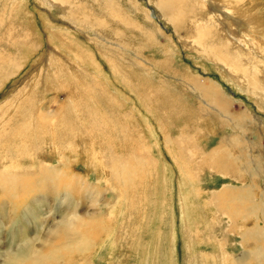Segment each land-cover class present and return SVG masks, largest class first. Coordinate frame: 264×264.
<instances>
[{"label": "rangeland", "instance_id": "obj_1", "mask_svg": "<svg viewBox=\"0 0 264 264\" xmlns=\"http://www.w3.org/2000/svg\"><path fill=\"white\" fill-rule=\"evenodd\" d=\"M69 1L85 11L80 15L91 19L90 26L106 32L108 46L100 49L110 48L119 77L114 78L107 66L110 57L95 55L111 83L108 88L98 92L93 87L96 83L91 81L101 79L93 65L85 66V72L73 65L71 73L80 72L92 80L57 79L40 104L21 95L15 110L6 112L5 120L11 122L9 126L8 121L0 122V179L9 173L18 179L10 186L12 195L0 189V264H14L20 258L25 260L22 264H32L29 261L36 254L66 245L64 237L60 241L49 232L74 214L82 217L73 226L75 234L91 245L84 252L59 248L61 260L50 264H264V18L257 14L264 17V0H109L106 19L102 16L106 4L100 0ZM213 2L218 7H235L227 20L229 31L236 30L244 49L238 72L256 73L255 83H247L238 72L229 73L225 61L205 60L203 51H193L194 43L203 48L201 40L192 39L189 24L193 20H202L201 29L210 37L214 32L222 34L216 21L211 28L203 21L213 15ZM133 10L140 13L131 14ZM63 11L67 9L59 5L42 6L40 0H0L1 109L8 95L15 96L26 82L40 83L44 73L33 76L45 66L60 72V66L49 65L46 59V38L52 29L82 38L81 45L78 37L80 48L93 45L89 39H94V31H87V24L71 25L62 19ZM169 18L174 22L178 18L177 24ZM231 18L241 26L234 27ZM25 29L34 31L33 35L26 37ZM256 29L259 33L250 37ZM215 40L223 41L221 36ZM228 42L234 44L229 36ZM34 43L38 50L32 55ZM89 51L94 54L98 49ZM214 54L226 57L221 47ZM137 58L163 70L147 74L130 63L136 64ZM250 59L260 68L248 65ZM12 60H21L20 71L11 65L2 69ZM133 72L139 73L135 80L130 76ZM187 76L200 78L212 87L211 93L228 98L234 103L231 112L242 121L223 122L211 108L205 113L203 97L201 101L192 96L177 81L188 80ZM147 89L152 104L145 106L136 92ZM29 108L38 114L32 111V116ZM198 113L203 114L200 119ZM187 116L192 122H184ZM188 134L193 136L191 141ZM7 142L11 143L4 146ZM64 166L69 173L64 186L56 187L58 181L41 174L42 167L44 171ZM70 178L71 199L64 195ZM44 186L48 189L30 193ZM250 226L257 230L250 232ZM244 236L254 240L244 242ZM253 252L260 254L258 262L253 261Z\"/></svg>", "mask_w": 264, "mask_h": 264}, {"label": "bare ground", "instance_id": "obj_2", "mask_svg": "<svg viewBox=\"0 0 264 264\" xmlns=\"http://www.w3.org/2000/svg\"><path fill=\"white\" fill-rule=\"evenodd\" d=\"M42 1V6H47L48 8H54L56 7L57 5L61 6V7H64L67 9V11H63L62 14L64 15L62 17V19H64L65 21H67L68 23H70L71 25H74L76 26L77 24L79 23H83V24H87L86 26H88V29L87 31H94V39H89V41L93 44H88V45H84L85 47L84 48H80L78 46V44H80L81 42V45L84 43L83 39L82 41H78V37L76 39L75 36H71L69 35V33L63 31V30H58V29H52L51 31V34L49 36V38H46L47 39V47H46V56H47V61L49 62V65H58L61 67V70L60 72H57V71H53L55 70V68H50V66H45L44 69L39 72V73H36L33 78H37V77H40L43 73V78H42V81L39 83L38 80L35 81V82H32L31 80H29L28 82L25 83V87L22 86V89H18L16 90L17 93L14 95H8V99L5 100V102L1 105L2 106V109L0 108V122H7L8 126H9V120H5L7 119L5 117V114L6 112L10 109V108H13V105L19 101H21V95H23V97H26V99L30 100L31 98H35V102L32 103V104H36L38 101L39 104L41 103L42 101V98L44 96V94L47 93V90L48 88H51L52 87V83L53 81L57 80V79H61V78H68V79H75L78 77H82L84 79H89V80H92L90 79L89 77H87L86 75H82L80 72H76V75H74L73 73V65H76L79 69V71L81 72H85L86 71V67L87 65L91 64L93 65L94 67V71H95V74L97 73V71L99 72V74L97 73V76L99 78H101L99 81H95V79H93V81L91 82H95L96 83V86H93L95 87L98 92L101 91V89H105L106 87L108 88L109 85L111 84L108 80H107V77L104 76V74L102 73V70L99 68L100 66L98 65V62L95 60V55L99 56L100 57H104V58H107V57H110L111 58V61H108V58H107V66L111 69L112 71V75L114 78H117L119 77V72H120V69L118 68L117 66V63L115 62V57L112 56V54L110 53V48L107 49V50H104L102 51L100 49V47H107V43H105V40L106 37H105V34L106 32H103V31H100L99 29H95L94 27L90 26L88 23H92V21H90L91 19H88L86 18V16L84 15H80V13L84 12L85 11H80V7L77 5V4H74L72 1L70 2L69 0H40ZM101 4H106V6L104 7L105 10L103 12V18L106 19V11L109 9L110 7V4L109 2H112V1H109V0H100ZM205 3H207V1L205 0L204 1ZM95 3L92 2V5H94ZM120 4V3H119ZM132 4V3H131ZM135 4H133L132 6H134ZM220 5V4H219ZM66 6V7H65ZM222 6V5H221ZM60 8V7H59ZM211 8L213 9V15L210 16L209 18L203 20L204 23L209 27L211 28L212 27V23L213 21H216L218 23V26L217 28H219L220 32H222L221 35L219 34H216L214 32V36L213 37H210L211 34L209 32H206V33H203L202 29H201V22L202 20H199V19H196V20H193L190 24H189V29L194 33V37L192 38L193 41L195 42H198L201 40L200 43L203 44V48L200 49L199 47L196 46V44L194 43L193 44V51H196L197 53L200 52V51H203L202 54L205 53L204 55V58L205 60H209L211 58V60H215L216 62H222V61H225V63L228 64V72L232 74V72H238L239 70V64L241 63V59H242V56H241V50H244L243 47L240 45L239 46V42L237 41V38L240 37V35L236 33V30H231L229 31V26H230V22L227 20L230 16H231V13L233 11H235V7L233 6H222V7H218L217 6V2H213V4L211 5ZM83 10V9H81ZM140 11L138 10H133L131 12V14H139ZM101 14V13H100ZM258 16L260 18H264L262 14H260L259 12L257 13ZM71 15V16H70ZM81 20V21H80ZM176 21L174 22L173 18H169V21L170 22H173V23H176L178 22V18L175 19ZM231 21L233 22V26L236 27V28H239L241 26V24L239 23V21H237V23H235V19L231 18ZM78 26V25H77ZM76 26V27H77ZM81 26V25H80ZM32 27V26H31ZM67 27V26H66ZM86 28V27H85ZM84 28V29H85ZM66 29H68L69 31L72 32V29L67 27ZM79 29L76 28L75 30L73 31H78ZM176 30H178V27L176 28ZM86 31V29H85ZM26 33V37L29 36V35H33L32 31L31 30H28V29H25L24 31ZM70 32V33H71ZM240 32V31H238ZM245 32V31H244ZM259 33L258 30H252L251 32V36L255 35ZM74 35L76 34L75 32L73 33ZM59 35V36H58ZM79 35V34H77ZM76 35V36H77ZM178 36V35H177ZM218 36H221L222 40L223 41H220L219 43L215 40ZM228 36H229V39L230 41H232L234 44H231L228 42ZM23 39L22 40H26L27 38L23 35ZM209 37V38H208ZM244 34H243V36ZM220 38V37H219ZM21 39V38H20ZM37 40V39H36ZM85 40V38H84ZM59 44V47L57 46ZM109 44V43H108ZM238 45V46H235ZM20 45V44H19ZM24 47H25V50L27 49L29 53V48H28V44L27 42L26 43H23ZM53 45V47L51 46ZM37 44L34 43V47L31 49V53L33 55V53H35L38 49H37ZM78 46V47H77ZM38 47H41L40 45ZM92 47H95L96 49H98L97 52H95L94 54H92L89 50L90 48ZM219 47H221V52L224 56L226 57H222V56H215L214 52L216 50L219 49ZM19 50V49H18ZM21 50V49H20ZM109 50V52H108ZM22 52V51H21ZM113 52H117V51H113ZM17 55H20V52H16ZM30 53V54H31ZM128 53V52H127ZM201 54V55H202ZM23 55V54H22ZM21 55V56H22ZM27 55V54H26ZM111 55V56H110ZM166 55V54H165ZM20 56V57H21ZM41 56H43L41 54ZM12 57V56H11ZM92 60H91V59ZM225 59V60H224ZM10 60V59H9ZM44 60V59H43ZM18 61V60H17ZM17 61L15 60H12V61H8V62H5L4 63V68H2L4 71L9 67V65L12 66V68L14 70H21L22 69V62L21 60L16 63ZM39 61V60H38ZM95 61V62H94ZM102 61V60H101ZM136 61H138L136 64L132 61L130 62L131 64L133 65H136L137 67H140L143 72L145 73H156V70H163L161 68H153L150 64L146 63L145 60H143V58H137ZM129 62V60H128ZM96 66H95V64ZM248 64V63H247ZM84 65V66H82ZM248 65H253V66H256L257 68H260L258 66V62L255 61L254 59H250V63ZM1 66V65H0ZM165 66V65H164ZM163 66V67H164ZM151 67V68H150ZM154 70V71H153ZM167 70H171L170 67L167 65ZM161 72V71H160ZM175 75V73L177 72H173ZM228 73V74H229ZM122 74V73H121ZM181 75H183L184 73L181 72L180 73ZM238 74L242 75V77L245 79V81L247 83H249V80L251 82H256L257 80V74L252 72V71H247V70H242L240 72H238ZM178 75V74H176ZM259 75V73H258ZM12 75H8L6 78H10ZM123 76V75H122ZM134 80L138 78L139 76V73L138 72H133L131 75H130ZM189 77V78H188ZM188 80H177L179 82V85H182L183 88L182 89H185L186 91H188L192 96H195L196 98L200 99L201 101H203L200 96L203 97L204 99V108H203V111L205 113L208 112V109L211 108V109H214L215 111L219 112L220 113V116L223 120V122H235V121H242V118H239L238 116H234L233 114V111L231 112L230 109H233L234 107V103H231L230 100L228 98H226L224 95H222L220 92H218L217 94H213L211 93L212 92V87L209 85V84H206L204 85L202 83V80H200V78L198 77H194L193 79L190 80V76H187ZM88 80V81H89ZM83 82H85V80H83ZM94 83V84H95ZM47 84V85H46ZM140 85V84H139ZM54 86V85H53ZM62 87V86H61ZM138 87V86H137ZM54 88V87H53ZM30 89L32 91V93H30ZM159 89V88H158ZM15 91V92H16ZM104 91V90H103ZM138 91V90H137ZM14 92V91H13ZM136 92V91H135ZM102 94V93H101ZM136 95L141 99V102H143L145 104V106L148 104V105H151L152 104V101H150V97H151V93L150 91L147 89L146 93H142L140 94L139 92L137 93L136 92ZM207 98V99H206ZM26 99L24 101H26ZM28 100L26 101L28 103ZM44 100V99H43ZM22 103V102H21ZM24 103V102H23ZM31 104V103H29ZM43 104V103H42ZM18 105V104H17ZM22 104H19V106H21ZM8 108L2 112V110L7 107ZM18 106V107H19ZM24 106V104H23ZM37 106V105H35ZM39 106V105H38ZM15 107H16V104H15ZM22 107V106H21ZM34 107V105H33ZM24 108V107H23ZM41 106H40V110H41ZM14 109V108H13ZM18 109V108H17ZM22 109V108H20ZM32 109V108H31ZM29 108V110H31ZM36 109V108H35ZM39 109V108H37ZM154 110V108H152ZM15 110V109H14ZM29 110H26V112H28ZM44 110V109H43ZM36 112L35 110H31L29 112ZM19 112V110H18ZM17 112V113H18ZM22 112H23V109H22ZM28 112V113H29ZM32 112V116H33V113ZM43 112V111H42ZM48 113V112H47ZM50 113V111H49ZM48 113V115H49ZM151 113H153L151 111ZM16 114V113H15ZM22 115H24L25 113H21ZM20 114L21 118H22V115ZM51 114V113H50ZM154 114V113H153ZM201 114V116L203 115L202 113H198L197 114V118H199V115ZM29 115H31L29 113ZM18 116V114H17ZM25 116V115H24ZM27 117V116H26ZM30 118V116H28ZM27 117V118H28ZM35 117V115H34ZM44 117V116H43ZM53 117V116H52ZM15 118V117H14ZM17 118V117H16ZM47 117H45L46 119ZM13 119V117H12ZM24 119V117H23ZM35 119V118H34ZM42 119V118H41ZM49 119V118H48ZM62 119V118H61ZM176 119V118H175ZM185 121L184 122H192V117L191 116H187L186 118H184ZM206 119V118H205ZM18 120V119H17ZM16 120V121H17ZM26 120V119H25ZM28 120V119H27ZM26 120V121H27ZM208 120V119H207ZM14 121V120H13ZM12 121V122H13ZM24 121V120H23ZM24 122L26 123L27 125V122ZM29 121V120H28ZM35 121H37L35 119ZM183 121V120H182ZM209 121V120H208ZM33 121L30 120V123H32ZM38 122V121H37ZM45 122V120H44ZM176 122H180V120L178 119ZM53 123V122H52ZM2 124V123H1ZM13 124V123H12ZM22 123H20V126ZM40 124V123H39ZM50 124V123H48ZM3 125H6L5 123ZM19 125V124H18ZM30 125V124H28ZM7 126V127H8ZM13 126V125H12ZM19 126V127H20ZM49 126V125H48ZM18 127V128H19ZM25 127V125L23 126ZM38 127V126H37ZM42 127V126H40ZM46 127V126H45ZM43 127V128H45ZM15 130L17 129L16 127H14ZM35 128V127H34ZM42 128V129H43ZM24 128L21 127V129L19 128V131L22 130ZM48 129V127H47ZM7 130V129H6ZM26 130V129H25ZM28 131H30L31 129L27 128ZM38 130V128H37ZM70 130V129H69ZM191 130V129H190ZM18 131V129H17ZM27 131V132H28ZM44 131V130H43ZM55 131V130H54ZM6 132V131H5ZM47 132V131H46ZM46 132H43L46 134ZM53 133V131H51ZM23 133V132H21ZM30 133V132H29ZM70 133V132H69ZM193 133V132H192ZM20 134V133H19ZM18 134V135H19ZM32 134V133H31ZM34 134V133H33ZM55 134V133H54ZM73 134V133H72ZM16 135V136H18ZM71 135V134H70ZM9 136H12V135H9ZM35 136V134H34ZM54 136V135H53ZM188 136L190 137V141L191 139H193V136L188 134ZM21 137V136H20ZM18 137V140L19 138ZM36 137V136H35ZM34 137V138H35ZM57 137V136H56ZM12 138V137H11ZM58 138V137H57ZM61 138V137H60ZM15 138H13L12 140H14ZM54 139V138H52ZM11 140V139H10ZM17 140V139H16ZM20 140H23V139H20ZM35 140V139H34ZM59 140V139H58ZM72 140V139H70ZM53 141V140H52ZM13 142V141H12ZM61 142V141H60ZM8 144L4 146H9V143L11 142H7ZM15 143V141H14ZM13 143V145H14ZM16 143H19V142H16ZM21 143V141H20ZM25 143V142H24ZM54 143V142H53ZM23 142L20 144L22 145ZM55 144V143H54ZM62 144V143H61ZM69 144V143H67ZM12 145V146H13ZM2 146V147H4ZM16 146V145H14ZM54 146V145H53ZM11 147V146H10ZM8 147V148H10ZM63 147V146H62ZM66 147V146H65ZM41 148V147H40ZM53 148V147H52ZM60 149V148H59ZM9 150V149H8ZM36 150V148H35ZM33 149V151H35ZM38 150V148H37ZM36 150V152H37ZM42 150V148H41ZM17 151V150H16ZM39 151V150H38ZM43 151V150H42ZM54 151V150H53ZM193 151V148H191V152ZM35 152V153H36ZM56 153V151H54ZM72 152V151H71ZM9 153V152H8ZM17 153V152H16ZM38 153V152H37ZM36 153V155H37ZM42 154V153H41ZM57 154V153H56ZM10 156V155H9ZM20 156V155H19ZM64 156V155H63ZM21 160V159H20ZM45 160V159H44ZM48 161V160H47ZM67 161V160H66ZM69 161V160H68ZM12 162V160H11ZM18 162V161H17ZM36 162V161H35ZM45 166H48V165H45ZM67 166V165H66ZM16 167H18L16 165ZM39 168V167H38ZM41 168V166H40ZM39 168V169H40ZM2 169V168H1ZM43 167H42V172L41 174L42 175H48L53 181V182H57L58 183L55 185V183H52V185H55L56 187L58 186H64L65 185V180L68 179L69 177V173L66 171L65 169V166L63 167V169L59 170L57 168H48L47 170H44L43 171ZM10 172V171H9ZM14 172V171H12ZM64 172V173H63ZM18 177L16 175H14L13 173H9L8 175L4 176V178L0 179V189L1 190H4L5 192L7 193H10L11 195L13 194V190L10 189V186L11 188L14 187V185L16 184V181H17ZM70 186H71V178H70V182H69V187H64L67 192H64V195L66 197H68L69 199L70 198V195H69V190L70 189ZM53 186H51L50 188L51 189H55L56 187L52 188ZM48 189L47 186H44L42 187L41 189H38V190H34L33 192H30V193H40V192H43L44 190ZM16 190V189H14ZM21 198V195L20 197ZM252 199V198H251ZM12 201V200H11ZM182 203V202H181ZM186 204V203H185ZM254 204V203H253ZM184 205V204H183ZM190 205V204H189ZM188 205V206H189ZM255 206H258V202L254 204ZM28 208V207H27ZM185 210V209H184ZM182 213V212H181ZM18 214V213H17ZM16 214V215H17ZM186 214V213H184ZM87 215V214H86ZM14 215L12 214V217ZM184 216V215H183ZM86 217V216H83V218ZM263 217H264V214H263ZM14 218V217H13ZM82 219V217H80L78 214H74L71 216V218H68L67 220H62L59 224H56L49 232V234H53L56 236V238L58 240H60L61 238H65L66 241H67V244L66 245H62L60 246V244L58 245H55L53 247V249L49 252H44V254H36L33 258V260H30L29 262H31L32 264H50V263H55L59 260H61L60 258V255L58 254V251L60 250L59 248H62L63 250H67V251H73V250H79L81 252H84L86 249L89 248V245H91V242H88V241H83L80 237H78L75 233V231L73 230V226H75V224H77L78 222H80ZM97 221V219H96ZM91 223H93V221H89ZM95 223V222H94ZM93 223V224H94ZM98 225V224H97ZM103 225V224H102ZM93 226V225H92ZM172 226V225H171ZM103 227V226H102ZM93 228V227H92ZM91 228V229H92ZM99 227H95L93 229H98ZM101 228V227H100ZM171 228V227H170ZM250 232L252 231H256L257 229H255L253 226H250V228H248ZM172 230V229H171ZM173 231V230H172ZM90 232V231H89ZM48 234V235H49ZM86 240V239H84ZM242 240L245 242V241H250V240H254V239H249L248 237L244 236L242 237ZM43 242H46V240L42 239ZM62 241V240H60ZM65 242V240H63ZM261 241V240H260ZM32 250H34V248H31ZM72 249V250H71ZM252 252V251H251ZM32 252L29 251V254H31ZM244 256H247L248 253L247 252H244L243 253ZM252 258H253V261H256L258 262V256H260V254H258L257 252H253L252 254ZM249 260V256L247 257ZM244 259V258H243ZM260 259V257H259ZM261 260V259H260ZM25 261L23 258H20V259H15L14 261V264H22V262ZM259 264V263H258Z\"/></svg>", "mask_w": 264, "mask_h": 264}]
</instances>
